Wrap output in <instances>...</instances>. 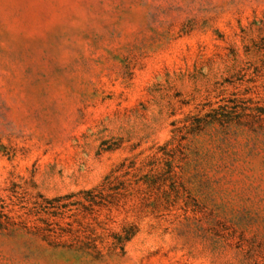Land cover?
<instances>
[{
    "label": "rangeland",
    "instance_id": "374dc122",
    "mask_svg": "<svg viewBox=\"0 0 264 264\" xmlns=\"http://www.w3.org/2000/svg\"><path fill=\"white\" fill-rule=\"evenodd\" d=\"M233 97L264 107V0H0V205L144 180L100 216L138 225L123 254L0 231V264H264V120L214 119Z\"/></svg>",
    "mask_w": 264,
    "mask_h": 264
},
{
    "label": "trees",
    "instance_id": "16d2710c",
    "mask_svg": "<svg viewBox=\"0 0 264 264\" xmlns=\"http://www.w3.org/2000/svg\"><path fill=\"white\" fill-rule=\"evenodd\" d=\"M240 101L238 97L225 100L213 109V118L223 123L240 122L246 115L264 120V107L243 106ZM142 168L135 161L123 162L98 185L54 197L40 191L33 194L24 188L19 203H13L17 209L0 205V231L23 230L54 248L72 249L95 259L123 254L126 243L138 232V225L132 222L116 232L107 227L108 219L101 220L100 216L106 213L110 218L119 210L134 185L143 180Z\"/></svg>",
    "mask_w": 264,
    "mask_h": 264
}]
</instances>
